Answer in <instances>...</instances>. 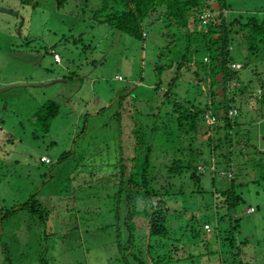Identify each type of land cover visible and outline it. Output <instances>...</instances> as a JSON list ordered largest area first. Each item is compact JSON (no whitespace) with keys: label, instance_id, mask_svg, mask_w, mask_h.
Returning <instances> with one entry per match:
<instances>
[{"label":"rangeland","instance_id":"rangeland-1","mask_svg":"<svg viewBox=\"0 0 264 264\" xmlns=\"http://www.w3.org/2000/svg\"><path fill=\"white\" fill-rule=\"evenodd\" d=\"M229 1L233 9L226 14L230 19L246 21L247 17L236 13L238 10L264 15V0ZM40 2L39 13L19 19L20 1L0 0V207L10 208L25 201L42 186L39 198L46 208L43 222L31 220L27 212L5 222L9 223L0 238V264H133L122 259L113 224L117 220L118 183L121 178L127 181L132 165V128L138 121L148 129L157 124L163 127L155 138L148 130L150 141L154 139L155 143L152 158L160 166L171 163L180 156L179 147L171 141L178 127L167 116L172 115L165 97L171 82L176 83L173 90L179 96L204 102L213 91L219 92L221 80L212 75L205 79L203 72L195 78L193 71L184 68L180 80L174 81L176 72L171 69L164 72L156 94L154 86L159 79L154 68L158 51L165 44L156 32L157 26H149V35L142 41L108 24L91 26L90 6L83 0H68L62 7L58 0ZM205 12L209 17L208 10ZM234 46L235 64L239 66L234 68L244 71L248 79L253 73L242 67L245 50ZM260 66L264 68V63ZM231 86L234 91L235 83ZM50 99L57 100L61 110L46 133L36 123L34 113ZM245 102L249 110L252 105H260L255 96ZM254 124L258 138L253 135L243 151V143L233 145V162L246 174L240 180L244 183L263 173L254 171L252 164L260 158L264 166V125L260 121ZM255 145L260 148L257 158L248 154ZM43 154L53 162H41ZM210 157V168H202ZM224 166L219 168L208 150L199 166L204 170L202 185L207 191L200 205L210 213L202 218L210 219L213 231L218 233V219L207 204L215 202V196L209 197L217 186H225V177L234 176L232 170L223 174ZM157 182L162 186L186 183L188 191L196 186L189 175L173 176L165 169L157 173ZM243 189L245 201L238 206L237 214L241 218L240 237L248 239L244 242L245 255L252 263L264 264V241H258L264 238V182ZM251 208L254 211H249ZM205 212L199 210L200 214ZM8 251L12 260H6ZM211 259L175 264H216V257Z\"/></svg>","mask_w":264,"mask_h":264},{"label":"trees","instance_id":"trees-1","mask_svg":"<svg viewBox=\"0 0 264 264\" xmlns=\"http://www.w3.org/2000/svg\"><path fill=\"white\" fill-rule=\"evenodd\" d=\"M19 1L22 10L18 11L19 19H24L25 15L31 17L42 9L40 0ZM58 1L61 7L68 2ZM83 1L84 5L90 6L91 26L108 24L115 30L142 41L149 35L148 27L157 26L156 32L165 39V44L158 51V62L154 68L159 79L154 86L156 94L162 86L164 72L171 69L176 72L172 79L174 81L180 80L182 70L187 68L189 72L193 71L195 78L200 77L201 72L205 73V79L209 75L215 79L217 77L222 86L219 92L211 93L210 99L197 102L196 98L189 101L184 96H179L173 90L176 83L171 82L165 97L171 104L172 115L167 116H171L178 127L176 138L171 141L174 147L180 149V156L171 163L160 166L152 158L155 143L154 139L150 141L148 130L152 132L151 138H155L159 130H164L163 127L157 124L148 129L138 121L132 128V165L127 181L121 178L118 183L119 190L115 199L117 220L113 223L117 228V243L123 261H132L133 264H175L184 261L198 262L200 258L212 260V256H215L216 264L218 261V264H260L248 261L250 256L245 255L244 242L247 243L248 239L243 240L240 237L241 218L237 214L238 206L245 201L243 187L264 182V166L260 158H257L260 148L255 145L254 151L249 152L248 149V154L257 158L256 163L252 164L254 171L258 169L263 173L244 183L240 180L246 174L239 170L241 166L233 162L236 158L233 145L243 143L241 150H245L253 135L256 137L254 123L260 121L264 125V68L260 66L264 63V15L253 10H244L243 14L242 10H238L236 13H242L244 18L247 17L246 21L236 17L230 19L226 14L233 9L229 0H216V3H211L210 0ZM28 6L30 9H27ZM207 10L209 17L205 15ZM24 11L26 13H22ZM22 28L18 29L19 33ZM234 45L245 50L242 67L249 68L250 73H253L248 79L244 71L232 67V64L237 63L233 54ZM18 47L25 48L24 45ZM231 83L236 85L234 91ZM255 86L256 89L252 88ZM247 91L250 92L249 95ZM254 96L260 101V105H252L253 108L249 110L245 101ZM156 98L155 96V102ZM209 109H212V114L216 117L215 124L207 121L206 113ZM60 110L61 104L57 100H47L34 113L36 123L47 133ZM231 110L236 113L231 114ZM166 120H170V117ZM206 124L208 128L203 131ZM167 125L168 122L164 132H167ZM234 138H237L236 142ZM170 139L167 135L168 142ZM207 150L216 159L219 168L225 165L223 174L232 170L233 173L230 172L234 175L225 177V186H217L215 195L211 192L209 198L215 196V202L211 200L207 204V208H213L212 213L218 219L219 233L213 231L208 221L210 219L202 218L209 217L210 213L200 205L207 195L202 185V168H210L212 161L210 157L204 161L202 168L199 167ZM143 151L145 154L142 156ZM43 156L46 154L41 157ZM41 162L48 163L43 160ZM52 162L51 160L49 164ZM2 168L0 167V172ZM162 169L173 176L189 175L196 185L195 188L188 191L186 183L179 186L159 185L157 173ZM123 173L124 169L121 172L122 177ZM41 188L29 195L27 200L10 208L0 207V238L3 227L9 223L5 222L18 213L27 212L31 220L38 218L44 221L42 213L46 208L39 198ZM0 203L2 204V200ZM200 209L208 212L200 214ZM207 224H210V230L206 227ZM220 234L224 236L223 240L220 239ZM258 241L263 242L264 238L261 237ZM9 251L6 254L9 259L6 257V260H12ZM6 252L7 248H4V253Z\"/></svg>","mask_w":264,"mask_h":264},{"label":"built area","instance_id":"built-area-1","mask_svg":"<svg viewBox=\"0 0 264 264\" xmlns=\"http://www.w3.org/2000/svg\"><path fill=\"white\" fill-rule=\"evenodd\" d=\"M56 59H57V61L60 60V56H59V54H56ZM233 67H239V66H237L236 64H233ZM230 113H231V114H232V113H236V111H235V110H231ZM206 116H207V121H208V123L213 124V123L215 122L216 117L212 114V111H211V110H209V111L206 113ZM42 160H43V161H46V162H48V163L51 161L50 158L47 157V156H43V157H42ZM251 209H252V210L249 209V211H254V210H253L254 208H251ZM206 227L208 228V230L211 229L210 224H207Z\"/></svg>","mask_w":264,"mask_h":264},{"label":"bare ground","instance_id":"bare-ground-1","mask_svg":"<svg viewBox=\"0 0 264 264\" xmlns=\"http://www.w3.org/2000/svg\"><path fill=\"white\" fill-rule=\"evenodd\" d=\"M228 169V168H227ZM226 176V175H225Z\"/></svg>","mask_w":264,"mask_h":264}]
</instances>
